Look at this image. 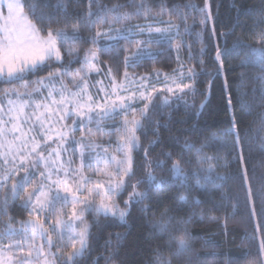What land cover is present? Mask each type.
I'll return each mask as SVG.
<instances>
[{"label":"snow or ice","instance_id":"1","mask_svg":"<svg viewBox=\"0 0 264 264\" xmlns=\"http://www.w3.org/2000/svg\"><path fill=\"white\" fill-rule=\"evenodd\" d=\"M41 3L47 7L46 0ZM94 5L96 11L92 10ZM58 6L64 7L63 0H58ZM123 7H100L99 0H87V10L81 19L73 22V31L69 33L54 28L55 17L38 10L36 0H0V83L7 85L0 89L3 93L0 99V216L8 218L0 232V264H79L88 252L89 240L94 238L92 225L98 223L100 216L127 223L133 205H143L149 198V189L165 182L151 170L146 172L145 178L136 179L134 151L142 150L145 164L152 167L147 148L141 149L138 133L147 135L151 127L158 140L160 122L155 119L156 114L170 105L169 95H176L179 100L189 94L197 95L199 73L179 63L172 75H165L164 87L160 89L148 86L151 80L148 75H130L127 69L137 67L145 57L157 55L152 50L153 45L167 43L179 48L183 44L189 48V60L193 57L190 46L182 40L180 25L171 19L115 27L113 22L123 23L151 12L146 3L139 4L133 12L122 11ZM185 7L189 13H178L184 21L185 33L189 32L187 19L191 12L199 13L201 24L211 19L209 0H205L203 7L194 3ZM80 25L90 33L87 39L81 35ZM212 34L214 37V28ZM220 36L226 41L228 33L221 32ZM256 38L264 43V32L258 33ZM78 43L91 46L81 52L76 47ZM242 45L250 51L241 63L255 64L264 72V47L252 48L242 37L233 42V48ZM62 48L66 52H62ZM229 51L216 44L217 74L223 69L222 58ZM112 52L125 68V83H117L109 67L110 90L99 89L104 92L99 97V92L94 95L90 91L89 76L100 71L101 54ZM65 54L70 59L65 60ZM204 54L202 49L201 66ZM73 61L80 67L73 69ZM41 71H47V75L32 81L35 86L30 87V77ZM65 76H68L67 82ZM156 76L158 78L159 73ZM129 84L135 87L130 88ZM157 91L160 95H156ZM206 104L205 97L194 118H199ZM241 107L248 105L241 102ZM97 133L116 135L115 144L111 141L106 145L97 143ZM228 134L234 137L239 148L240 133L234 112ZM155 143L153 140L149 146ZM184 147L189 148L191 144L186 141ZM206 147L205 144L198 149L197 165L207 164V169L200 168L191 174L198 188L205 187L200 182L202 172L208 173L204 176L208 181L215 169V157L205 154ZM164 155L170 161L167 170L172 180L182 187L188 186L189 173L182 166V155L180 159H173L171 152ZM242 156L241 148L237 159ZM155 167L163 169L166 165L163 160H157ZM143 184L148 188L138 190V185ZM248 191L250 195L251 189ZM17 201L29 217L19 221V230L13 227L14 217L8 212L10 205ZM179 201L182 205L189 204L186 196H180ZM193 203L199 205L200 201L194 199ZM150 210L146 206L141 208L145 212ZM88 215L92 216L91 223ZM171 219L167 211L161 213L155 223L160 234L170 231ZM210 219L217 218L211 216ZM190 222V217L180 221L182 225ZM183 233L188 238L178 239L171 255L164 257L156 250L155 264H173L193 250L187 227L183 228ZM116 239H122L120 234H116ZM259 250L264 257V240L260 241ZM105 264H111L110 258H105Z\"/></svg>","mask_w":264,"mask_h":264},{"label":"trees","instance_id":"2","mask_svg":"<svg viewBox=\"0 0 264 264\" xmlns=\"http://www.w3.org/2000/svg\"><path fill=\"white\" fill-rule=\"evenodd\" d=\"M135 0H99L100 7L124 5L122 11L131 12ZM148 6L158 11L163 19L180 21L178 13H189L185 5L194 3L203 7L205 0H145ZM38 10L53 17L54 28H61L71 33L73 22L82 18L87 10V0H63L64 7L58 6V0H46L44 7L41 0H36ZM212 15L207 24L200 23V15L191 12L188 15L189 32L183 31L184 21L178 23L181 27V37L190 46L193 59L189 60V48L180 44L179 48L167 43L156 46L152 50L155 57L145 59L134 69L139 73L172 74L173 70L183 63L185 67H193L199 76L196 80L198 94L186 95L179 100L176 95H169L170 105L155 116L160 122L159 139L149 127L147 135L140 136L141 149L147 148L152 167L145 164L142 150L133 153V169L136 179L146 177L148 170L165 181L149 189V198L143 205H133L127 223L104 216L98 218V223L92 225L94 238L89 240V249L79 264H105V258H110L111 264H155L156 250L167 257L177 248L178 239H187L183 228L187 227L192 239L189 243L192 251L184 257L174 260L173 264H264L259 250V243L264 240V72L255 64H242L241 61L249 53L246 46L233 48L237 37H242L246 45L252 48L264 47L257 40V34L264 32V0H209ZM179 6V7H177ZM96 11V6L92 8ZM138 19L134 24H141ZM148 22V21H145ZM121 26V23H115ZM133 24V25H134ZM101 26V30H103ZM215 29L213 37L212 30ZM81 35L87 39L90 33L82 25ZM228 33L227 40L220 36ZM199 34V35H198ZM202 41V42H201ZM227 47L230 51L223 57V69L217 74L218 62L215 61V46ZM91 45L78 43L81 52ZM204 50L203 66L200 64V53ZM62 52H66L62 48ZM179 57V59H178ZM65 60L70 59L65 54ZM103 69L108 67L116 71V77L122 79L125 71L115 52L101 54ZM80 64L73 61V69ZM132 69V70H134ZM129 72V69H127ZM74 74V73H73ZM47 75L41 71L30 77L36 81ZM68 77V76H65ZM225 81L227 84L225 86ZM212 82L211 97L198 119L194 113L207 98ZM7 85L0 83V89ZM3 93L0 92V96ZM160 95V92L156 93ZM229 96L232 98L229 104ZM241 102L248 105L241 107ZM237 116V126L240 133V147L235 145L234 137L228 134L231 113ZM164 125H167L165 127ZM156 143L149 146L151 141ZM191 147L185 148V142ZM207 145L204 152L215 157L214 172L211 179L204 180L207 172H202L201 183L204 188L196 187V180L191 175L194 170L207 169L208 165H197L198 149ZM242 148V159L238 160V152ZM171 152L173 159L183 157L182 166L189 173L188 186L182 187L178 181H173L167 168L170 161L165 153ZM163 160L166 167L156 168L155 162ZM135 182V181H133ZM147 184L138 185V190L144 191ZM249 188L251 194L249 195ZM180 196H186L188 205H182ZM119 200V198H117ZM127 199V196H124ZM199 199V205L193 203ZM121 207L123 202L120 201ZM21 202L10 205L9 216L14 217L12 223L17 230L19 221L28 220L27 213L21 208ZM148 207L150 211H141ZM167 211L172 218L170 231L160 234L155 227L161 213ZM211 216L216 220L210 219ZM191 218V222L182 225V219ZM91 223L92 216L88 215ZM7 217L0 216V232L3 231ZM225 219L227 224L225 226ZM116 234L122 239L117 240ZM171 245L169 246V241ZM110 242V243H109Z\"/></svg>","mask_w":264,"mask_h":264},{"label":"rangeland","instance_id":"3","mask_svg":"<svg viewBox=\"0 0 264 264\" xmlns=\"http://www.w3.org/2000/svg\"><path fill=\"white\" fill-rule=\"evenodd\" d=\"M141 3H146V1L145 0H135L133 2L131 12L135 11L136 7ZM159 13H160L159 9L157 11V10L151 8L150 13H146L145 15L133 17V19H131L130 21H125V22L121 23V26H123V28L129 27L130 25H133L135 22H137L138 19H141L142 20L141 23H144V25L145 24H155L161 20L168 21V20L163 19L164 17H161ZM179 20L180 21H178V22L177 21H172V22L178 24L181 22V19H179ZM145 21H148V22H145ZM188 25L190 26L189 22H188ZM159 26L163 27V25H159ZM115 27L121 28L120 26H115ZM103 66L104 65L101 63L100 64V71L99 72H92L89 76V84L91 86L90 91L94 95H96L99 92V97H102L104 95V92L99 91V89L103 88L105 90H110V83H109L110 82V75L108 74L106 68L103 69ZM129 73H130V75H135V76L148 75L149 77H151V80H150L148 86L150 87L151 85H155L157 89L164 87V77H165V75H169V74H162L159 72V77L157 78V76H156L157 73H154V75L152 76L151 74H144L142 72L139 73L138 71H136V69L132 70V68H129ZM81 75H83V73H81ZM111 75L115 76L117 83H120V84L125 83V81L123 80V76H122V79H118L116 77V71L113 68H112ZM170 75H172V74H170ZM64 79L66 82L68 81V77H64ZM29 86L34 87L35 85L32 84ZM128 86L130 88L135 87V85H131V84H129ZM69 87H72V85H69ZM158 92L159 91H157L156 93H158ZM0 99H3V95L0 96ZM105 126L108 127L109 125H105ZM77 138H79L78 133H77ZM116 138H117L116 135L108 136V135H101L99 133H97L96 137H95L97 143H101V144H105V145L109 141H111V142H113V144H115ZM111 151L112 150L110 149V152ZM117 155H119V154H117ZM74 159H75V157H74ZM88 174L91 175L92 173H88ZM17 179H19V178H17ZM53 251H55V248H53ZM17 264H18V262H17Z\"/></svg>","mask_w":264,"mask_h":264},{"label":"water","instance_id":"4","mask_svg":"<svg viewBox=\"0 0 264 264\" xmlns=\"http://www.w3.org/2000/svg\"><path fill=\"white\" fill-rule=\"evenodd\" d=\"M211 88H212V82L210 83V86H209V91H208V95H207V104H208L210 97H211ZM206 105H205V107H206Z\"/></svg>","mask_w":264,"mask_h":264}]
</instances>
